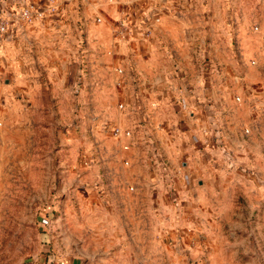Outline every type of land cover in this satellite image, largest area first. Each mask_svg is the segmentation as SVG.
Here are the masks:
<instances>
[{
  "label": "rangeland",
  "instance_id": "obj_1",
  "mask_svg": "<svg viewBox=\"0 0 264 264\" xmlns=\"http://www.w3.org/2000/svg\"><path fill=\"white\" fill-rule=\"evenodd\" d=\"M29 1L50 41L0 43V264H264V0ZM183 10L204 43L173 71L207 123L169 176L113 136L121 68L88 40Z\"/></svg>",
  "mask_w": 264,
  "mask_h": 264
},
{
  "label": "crops",
  "instance_id": "obj_2",
  "mask_svg": "<svg viewBox=\"0 0 264 264\" xmlns=\"http://www.w3.org/2000/svg\"><path fill=\"white\" fill-rule=\"evenodd\" d=\"M9 2L7 9L5 6L8 3H1L0 0V10L10 8L8 16L15 23L12 27L13 32L4 36L2 40L0 37V43L10 39L13 42L18 41L27 32L32 37L41 32L43 35L38 40L39 46H46L50 41L48 40L50 25H43L39 30L31 29L33 27L31 24L19 25V8L13 1ZM181 12L161 16L160 24L156 25L150 38L142 37L143 28L135 27L134 36L129 37L131 40H122L117 45L115 43L109 45L100 40L98 42L88 40L90 50L95 44L98 45L100 49L98 57L106 63L105 66L108 68L118 66L124 71L121 78L123 87L117 94V100H114L122 107L116 122L119 124L117 126L131 131L133 137L132 139L121 137L117 141L122 143L125 150H128L126 147L129 148L132 143L133 146L130 148L136 155H128L131 159L158 162L169 176H177V160L186 155L184 149L178 145H185V142L193 139L195 134L199 138L207 123L206 91L200 88L191 90L183 88L182 82L176 79V72L173 71L174 65L180 67L179 65H183L187 59L189 62L190 47H201L202 42L204 43V39H201L200 25L198 26L196 20H191L188 10ZM56 32H60L55 42L60 45L59 53L64 59L66 53L63 50V27L56 25ZM72 44H75L72 47L74 58L79 55L80 43L72 41ZM109 52L113 55H109ZM147 143L146 149L144 147ZM136 149L140 152H136ZM191 166L190 162L189 167ZM151 174L155 175L156 172Z\"/></svg>",
  "mask_w": 264,
  "mask_h": 264
},
{
  "label": "built area",
  "instance_id": "obj_3",
  "mask_svg": "<svg viewBox=\"0 0 264 264\" xmlns=\"http://www.w3.org/2000/svg\"><path fill=\"white\" fill-rule=\"evenodd\" d=\"M14 4H17L18 8H19V19L20 21L27 23V24H33L34 22L40 21L42 19H44V16L47 12L42 10V9H38L36 8L29 0H13ZM50 5L52 6V0H49ZM53 12L56 10L54 8H52ZM160 20L159 17H156V21L158 22ZM15 21L7 18V19H3L0 18V37H4L7 36L9 34H11L13 32V26H14ZM153 31L150 28H147L145 31L142 32V35L145 38H150V36L152 35ZM119 34L121 38L124 39H128L129 37H133L134 36V30L129 28L128 25H126V23L122 24V27L120 28ZM118 75L120 76L119 81L117 82V84H122V76L124 75V71L123 69H117ZM113 136L116 138H121V137H125L128 139H132L133 137V133L129 130H124L121 127H115V129L113 130ZM126 149H128V146L126 147Z\"/></svg>",
  "mask_w": 264,
  "mask_h": 264
}]
</instances>
